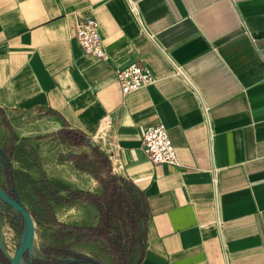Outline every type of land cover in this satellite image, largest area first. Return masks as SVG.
<instances>
[{"label": "crops", "instance_id": "obj_1", "mask_svg": "<svg viewBox=\"0 0 264 264\" xmlns=\"http://www.w3.org/2000/svg\"><path fill=\"white\" fill-rule=\"evenodd\" d=\"M85 18L103 60L75 39ZM132 63L155 82L122 95L114 71ZM0 118L17 135L0 140L9 163L32 138L52 178L74 181L50 138L107 155L144 210L136 264H264V0H0ZM159 123L175 165L143 154Z\"/></svg>", "mask_w": 264, "mask_h": 264}, {"label": "rangeland", "instance_id": "obj_2", "mask_svg": "<svg viewBox=\"0 0 264 264\" xmlns=\"http://www.w3.org/2000/svg\"><path fill=\"white\" fill-rule=\"evenodd\" d=\"M16 136L12 128L0 118V140L3 141L5 146L12 145ZM44 136L47 139L54 136V132H45ZM28 140V142H24L21 147L17 148V153L12 163H8L10 160L0 154V178L6 190L9 187L5 182V178L9 172L13 174L17 183L21 180L22 176L20 174L28 175L38 180V172L44 173L42 161L37 156L36 151H34L37 144L33 142L32 138ZM48 141H52L51 144L47 143L49 146L47 149L48 157L58 156V161H65L66 163L71 161L60 172L72 178V180L74 179V181L65 179L62 182L76 192L75 198H77L71 201L69 205L59 207L64 211L60 213L63 222L74 220L67 222V224H61L98 228L101 221V227L99 226L101 232H108L109 236L115 235L112 242L106 241V239L100 237L101 235H96L93 241L78 244L77 246L71 245V250L90 256L93 260H96L95 264H120L126 258L131 261L135 256V251L142 246L144 233V210L138 194L122 180L112 175L110 166L105 170L96 165L91 150L93 147L90 143L88 144L84 140L77 138L76 140L74 139L72 145L62 143V146H58L59 144H56L55 137L50 138ZM34 160H37L36 165ZM48 162L52 163L51 160H48ZM56 169L59 170L60 168L57 167ZM45 175L47 178H52L49 173ZM112 190H115L114 193L117 198L108 205L106 201L111 196ZM21 201L30 211L26 199L23 198ZM98 210H101L102 220H100ZM56 216L54 211L51 219L55 220ZM0 225L8 233L7 242H1L0 235V250L2 253L4 251L5 254L8 252L14 253L19 244L22 222L0 205ZM40 226L43 231L44 241L39 249L40 254L33 261L37 264H50L52 255L48 252L50 247L49 234L51 230L56 229L55 227ZM7 256L11 258L9 254Z\"/></svg>", "mask_w": 264, "mask_h": 264}, {"label": "trees", "instance_id": "obj_3", "mask_svg": "<svg viewBox=\"0 0 264 264\" xmlns=\"http://www.w3.org/2000/svg\"><path fill=\"white\" fill-rule=\"evenodd\" d=\"M9 146V145H8ZM9 148H7L8 150ZM92 155L96 161V165L108 169L110 166L109 159L106 154H103L98 149L92 148ZM6 156L4 150L2 151ZM37 160H34L36 165ZM39 173V179L36 180L31 176L21 175L20 182H16L11 172L6 174L5 182L8 185V192L12 196H18L20 199H26V203L30 208V212L34 219L42 226L55 227L56 230H51L49 234L50 247L48 252L53 259L50 264H77L82 263L84 256L71 250V245L87 243L95 240L96 235L106 239V241H114L115 235H108V232H101V221L98 228H90L85 226H70L57 223L51 217L54 214V206L65 207L71 201L76 200L75 191L68 185L64 184L62 180L56 178H47L43 172ZM14 188V190H12ZM115 190L107 198V203L115 201L117 196ZM113 200V201H112ZM101 218V210H98ZM103 215V213H102ZM115 243V242H113ZM142 247L135 251L134 258L130 261L128 258L122 260L120 264H136L141 255ZM140 253V254H139ZM139 254V256H138ZM137 259V260H136ZM0 261L6 263L5 259L0 253Z\"/></svg>", "mask_w": 264, "mask_h": 264}, {"label": "built area", "instance_id": "obj_4", "mask_svg": "<svg viewBox=\"0 0 264 264\" xmlns=\"http://www.w3.org/2000/svg\"><path fill=\"white\" fill-rule=\"evenodd\" d=\"M129 10L138 19L137 9L129 2ZM75 39L84 54L103 60L106 57L102 40L99 34L98 22L93 18L78 19L75 25ZM176 74L183 76L181 70L176 68ZM116 82L122 95H127L147 87L155 82L151 71L138 63H132L114 71ZM190 88L195 92V88ZM142 151L148 161L153 165L177 163L176 151L163 124L148 126L142 134ZM213 175L212 184L216 186Z\"/></svg>", "mask_w": 264, "mask_h": 264}, {"label": "water", "instance_id": "obj_5", "mask_svg": "<svg viewBox=\"0 0 264 264\" xmlns=\"http://www.w3.org/2000/svg\"><path fill=\"white\" fill-rule=\"evenodd\" d=\"M0 154L4 153L0 150ZM4 157H6L4 155ZM7 158V157H6ZM9 163V162H8ZM14 190V188L12 189ZM0 205L7 209L15 218L22 222V231L19 234V244L11 258H9L3 251L7 263L0 264H31L36 256H38L39 249L44 241L43 231L39 223L34 219L32 213L27 206L21 201L18 196H12L4 187L0 178ZM4 233L0 225V235ZM79 254H82L78 252ZM84 259L81 261L85 264H95L90 256L82 254Z\"/></svg>", "mask_w": 264, "mask_h": 264}, {"label": "bare ground", "instance_id": "obj_6", "mask_svg": "<svg viewBox=\"0 0 264 264\" xmlns=\"http://www.w3.org/2000/svg\"><path fill=\"white\" fill-rule=\"evenodd\" d=\"M4 230V233L1 235V241L2 242H7V239H8V233L6 232V230L5 229H3ZM7 255L9 254V256L10 257H12L13 256V254L14 253H6Z\"/></svg>", "mask_w": 264, "mask_h": 264}, {"label": "flooded vegetation", "instance_id": "obj_7", "mask_svg": "<svg viewBox=\"0 0 264 264\" xmlns=\"http://www.w3.org/2000/svg\"><path fill=\"white\" fill-rule=\"evenodd\" d=\"M0 253H1V255L3 256V258L5 259V261H6V263H7V259L4 257V255H3V253L1 252V250H0ZM51 259H53V257L51 256ZM31 264H37L35 261H33Z\"/></svg>", "mask_w": 264, "mask_h": 264}]
</instances>
